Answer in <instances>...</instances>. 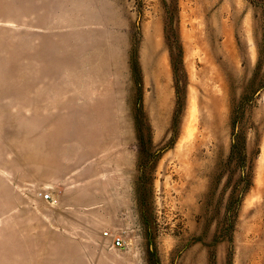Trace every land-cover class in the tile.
<instances>
[{"label": "rangeland", "instance_id": "374dc122", "mask_svg": "<svg viewBox=\"0 0 264 264\" xmlns=\"http://www.w3.org/2000/svg\"><path fill=\"white\" fill-rule=\"evenodd\" d=\"M262 2L0 0V264H264Z\"/></svg>", "mask_w": 264, "mask_h": 264}, {"label": "built area", "instance_id": "2783aa9c", "mask_svg": "<svg viewBox=\"0 0 264 264\" xmlns=\"http://www.w3.org/2000/svg\"><path fill=\"white\" fill-rule=\"evenodd\" d=\"M43 197L45 199H52V196L49 193H45ZM103 235L110 240V243L113 247L121 248L123 246L124 240L122 234L103 231Z\"/></svg>", "mask_w": 264, "mask_h": 264}, {"label": "bare ground", "instance_id": "6f19581e", "mask_svg": "<svg viewBox=\"0 0 264 264\" xmlns=\"http://www.w3.org/2000/svg\"><path fill=\"white\" fill-rule=\"evenodd\" d=\"M2 14H3V13H2ZM37 44H38V43H37ZM37 44H36V45H37ZM38 46H39V45H38ZM38 46H37V47H38ZM35 47H36V46H35ZM29 60H30V59H29ZM33 62H34V60H33ZM39 63H40V62H39ZM39 69H40V68H39ZM36 71H37V70H36ZM19 72H20V71H19ZM35 73H36V72H35ZM38 75H39V74H38ZM35 76H36V75H35ZM25 80H26V78H25ZM10 81H11V80H10ZM22 81H23V80H22ZM27 83H28V82H27ZM13 84H14V83H13ZM28 86H29V85H28ZM4 87H5V86H4ZM2 88H3V87H2ZM2 90H3V89H2ZM2 90H1V91H2ZM39 90H40V89H39ZM107 117L110 118V116H107ZM109 118L107 119V121L109 120ZM19 127H20V126H19ZM24 131H25V130H24ZM35 142H36V140H35ZM24 144H25V143H24ZM24 144H23V145H24ZM21 154H22V153H21ZM28 155H29V153H28ZM28 155H27V158H28V160H29V158H31V156H28ZM24 156H25V155H24ZM33 156H34V154H33ZM36 157H37V156H36ZM38 157H39V156H38ZM32 159H33V158H32ZM36 159H37V158H36ZM25 160H26V159H25ZM41 161H42V160H41ZM43 164H44V163H43Z\"/></svg>", "mask_w": 264, "mask_h": 264}, {"label": "trees", "instance_id": "16d2710c", "mask_svg": "<svg viewBox=\"0 0 264 264\" xmlns=\"http://www.w3.org/2000/svg\"><path fill=\"white\" fill-rule=\"evenodd\" d=\"M253 1H254V0H253ZM262 3H263V6H264V0H263V2H262Z\"/></svg>", "mask_w": 264, "mask_h": 264}]
</instances>
